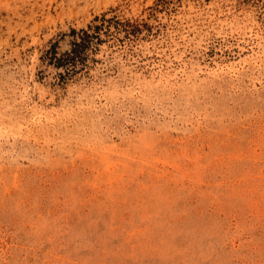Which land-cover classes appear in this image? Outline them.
<instances>
[{"label":"rangeland","instance_id":"374dc122","mask_svg":"<svg viewBox=\"0 0 264 264\" xmlns=\"http://www.w3.org/2000/svg\"><path fill=\"white\" fill-rule=\"evenodd\" d=\"M0 264H264V0H0Z\"/></svg>","mask_w":264,"mask_h":264},{"label":"trees","instance_id":"16d2710c","mask_svg":"<svg viewBox=\"0 0 264 264\" xmlns=\"http://www.w3.org/2000/svg\"><path fill=\"white\" fill-rule=\"evenodd\" d=\"M108 22L111 23L113 20L108 19ZM114 27L118 31L124 32V36L135 35L140 31L138 24L132 23L129 20L125 21H114ZM109 25V24H108ZM102 25H95L93 31L90 32V27L87 29H80L75 31L72 29V33L75 36L71 43V47L68 51H65L60 56L56 55L55 46L51 47L49 52L50 62L53 63L56 67H75L79 60H81L82 55L85 54L87 49L93 44L99 42V33Z\"/></svg>","mask_w":264,"mask_h":264}]
</instances>
